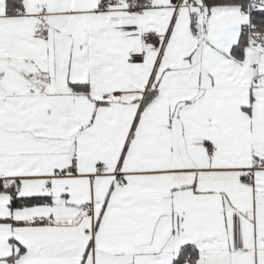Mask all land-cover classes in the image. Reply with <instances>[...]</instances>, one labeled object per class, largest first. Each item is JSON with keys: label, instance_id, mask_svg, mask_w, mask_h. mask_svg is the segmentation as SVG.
<instances>
[{"label": "snow or ice", "instance_id": "1", "mask_svg": "<svg viewBox=\"0 0 264 264\" xmlns=\"http://www.w3.org/2000/svg\"><path fill=\"white\" fill-rule=\"evenodd\" d=\"M0 264H264V0H0Z\"/></svg>", "mask_w": 264, "mask_h": 264}]
</instances>
